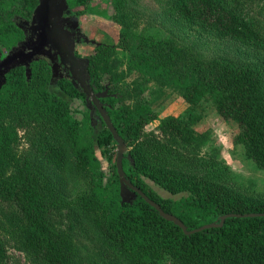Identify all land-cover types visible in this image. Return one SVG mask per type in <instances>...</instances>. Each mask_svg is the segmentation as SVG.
<instances>
[{
    "label": "trees",
    "instance_id": "obj_1",
    "mask_svg": "<svg viewBox=\"0 0 264 264\" xmlns=\"http://www.w3.org/2000/svg\"><path fill=\"white\" fill-rule=\"evenodd\" d=\"M89 1L66 0L67 9L81 16ZM124 1L117 0L120 8L126 6ZM158 2L181 26L244 48L251 58L191 60L189 52L170 39L132 32L122 20L118 47L130 37L134 44L129 69L155 76L159 70L170 80L174 75L191 106L211 99L223 121L239 126L236 143L264 172V0ZM37 4L38 0H0L2 12H8L0 16L2 46L9 48L20 38L11 19L16 8L31 18ZM100 58L89 60V84L94 93L107 92L100 102L125 143L122 166L130 183L177 217L187 231L219 223L224 215L236 216L220 227L187 235L138 194L122 202L114 159L117 143L101 118L94 144L89 114L80 123L65 99L50 89H36L33 66L29 80L22 68H16L0 90V230L6 229L13 247L34 264H264V192L240 182L218 153L201 154L190 129L191 115L158 119L143 93L133 107L114 104L115 77L109 69L108 81L102 83L97 73ZM56 86L69 99L84 102L85 95L72 80L60 79ZM5 115L10 119L3 125ZM156 121V130L147 131ZM82 125L89 131L81 133ZM17 128L28 142L19 158L13 148ZM95 148L110 163L114 159L112 178L105 185L103 174L91 171L98 165ZM13 161L15 172L7 176L6 167ZM145 177L172 194L186 196L164 199ZM80 182L86 191L70 200ZM0 264H10L1 240Z\"/></svg>",
    "mask_w": 264,
    "mask_h": 264
},
{
    "label": "rangeland",
    "instance_id": "obj_2",
    "mask_svg": "<svg viewBox=\"0 0 264 264\" xmlns=\"http://www.w3.org/2000/svg\"><path fill=\"white\" fill-rule=\"evenodd\" d=\"M124 5L126 6L120 8L117 0H90L87 11L81 16H75V11L70 12L74 17H77L75 34L78 38L80 37L75 48L77 56L88 60H96L101 57V70L97 72L98 77H101L102 83H107L108 70L110 69L114 74V83H116L112 90L115 96L114 104L133 107L143 93L158 119L168 116L187 119L191 115L193 120L190 123V129L201 154L218 153L221 162L240 182L257 192H264V172L257 169L255 164L246 157L243 147L236 143L239 126L233 121H223L218 116L211 99H203L197 106H191L183 98L181 87L179 82L174 80V75L170 80L169 75L159 74V70L155 76L154 74L142 75V73L129 69V59L134 44L130 37L123 46L118 47L120 34L123 30L121 21L124 20L132 32L154 36L158 39H170L178 49H186L191 60L209 62L217 58H229L243 61L251 58V55L244 48L241 49L228 41L181 26L164 13L158 0H125ZM16 9L19 11L15 12L11 19L16 23L19 29L17 31H21L18 35L20 38L9 48L0 44V59L1 57L6 58L14 50L21 49L30 42L26 27L30 25L31 18L21 16L20 7ZM119 13H124L125 17H118ZM7 14L8 12L5 14L2 12V6H0V16L4 18V15ZM100 47L105 50H99ZM53 67V62L50 61H40L34 64L32 67L33 85L40 91L50 89L65 99L68 102L71 116L81 123L86 114L90 115L88 112L91 111L90 104L85 105L81 100L69 99L60 93L56 86L58 79L60 77L72 79L65 71L56 77ZM29 69V77L27 73H24L26 80L31 78L32 71L31 68ZM24 89L25 86L19 90L23 92ZM122 95L125 97L123 98ZM9 119L10 117L5 115L2 118V124L4 125L3 122L7 124ZM91 121L94 128L90 132L91 139L96 144V134L100 130L101 124L97 122L99 120L96 117ZM157 125L156 121L147 126L146 130H156ZM85 131H89V129L82 125L81 133ZM16 132L18 140L13 144V148L19 158L26 152L28 142L24 139V132L21 128H17ZM116 151L115 148V154ZM94 155L98 165L95 164L91 171L94 174L99 170L103 174V185H105L112 178V165L116 156L110 163L97 148H95ZM15 164L14 161L8 164L5 170L7 176L15 172ZM144 180L164 199L178 201L186 196L184 193L172 194L147 177ZM84 191H86V186L80 182L75 186L74 194L70 200L77 199ZM133 199L134 197L130 195L128 200L132 201ZM2 220H5L4 217ZM9 223L8 218L7 227ZM0 240L5 245L10 264H34L26 254L13 247L6 229L0 230Z\"/></svg>",
    "mask_w": 264,
    "mask_h": 264
},
{
    "label": "water",
    "instance_id": "obj_3",
    "mask_svg": "<svg viewBox=\"0 0 264 264\" xmlns=\"http://www.w3.org/2000/svg\"><path fill=\"white\" fill-rule=\"evenodd\" d=\"M66 8V0H39L38 5L32 13L29 27L30 31L34 35V43L29 47L30 50L28 53H17L16 55L10 54L3 60L0 59V90L6 82L5 75L9 71L7 68L15 61V58H27L36 53L44 54L49 57V52L54 51L56 56L59 58L60 65L65 67L71 79L78 85L85 95L87 105L92 102L98 110L99 117L102 122H104L117 143L115 165L119 178L120 197L122 202H130L128 200L129 196L131 195L135 198V194H138L148 204L155 208L162 218L178 225L187 235L212 227H220L223 225L226 218L236 216L232 214L224 215L219 219V223H212L205 225L198 230L187 231L185 225L177 217L165 213L158 204L151 201L141 190L130 183V181L126 178L122 166L124 153L126 152L125 143L113 127L106 113L105 105L100 102V99L106 96V91L104 93L93 92L89 84L87 71L89 60L76 56L75 48L78 39H76L75 35L69 30L63 27V23L65 22L63 14ZM46 48L50 51H46ZM26 73L29 77V67H27Z\"/></svg>",
    "mask_w": 264,
    "mask_h": 264
},
{
    "label": "flooded vegetation",
    "instance_id": "obj_4",
    "mask_svg": "<svg viewBox=\"0 0 264 264\" xmlns=\"http://www.w3.org/2000/svg\"><path fill=\"white\" fill-rule=\"evenodd\" d=\"M38 2H39V0H38ZM63 17L65 18V22L63 23V27L65 29L69 30L72 34H74L76 39H79L80 37L78 38V36L75 34V31L77 30V28H75L77 26V20L75 19V17L70 13V11L67 8L64 10ZM29 27H30V25L28 27H26V33L30 37L29 44L25 45V47H21V49L14 50V52H12L11 55H14V54L16 55L17 53H28L29 52V50H30L29 47L32 46L34 43V35L30 31ZM46 51H50V50L48 48H46ZM76 56H77V54H76ZM4 58L5 57H1V60H3ZM40 61L53 62V66H54L53 72L55 73L56 77H58L62 71H65L66 73H68V71L65 69V67L60 65L59 58L56 57V53L54 51H51V52H49V57L47 55H44V54L36 53V54H34L30 57H27V58L26 57L15 58V61L7 68V69H9L7 74L16 68H22L24 70V73H26L27 67L31 68V66H33L34 63L40 62ZM0 78H1V75H0ZM60 79H65V78L60 77L58 79V81ZM106 95H107V92H106ZM89 101L91 102L90 99H89ZM84 103H85V105H87V102L85 99H84ZM90 109H91V111H89V112H90L91 120H93V118H95V117L98 118L99 112L95 108V106L92 104V102L90 103Z\"/></svg>",
    "mask_w": 264,
    "mask_h": 264
}]
</instances>
